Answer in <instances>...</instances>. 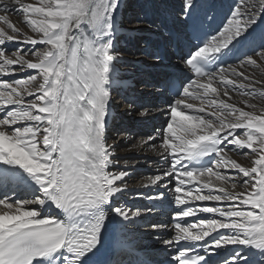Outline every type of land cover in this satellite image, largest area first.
<instances>
[{"label": "snow or ice", "instance_id": "obj_1", "mask_svg": "<svg viewBox=\"0 0 264 264\" xmlns=\"http://www.w3.org/2000/svg\"><path fill=\"white\" fill-rule=\"evenodd\" d=\"M122 29L150 31L142 51L182 73L160 85L163 104L121 105L165 117L139 139L113 131ZM257 72L264 0H0V264H122L110 233L163 205L170 219L150 224L161 264H264ZM129 145L152 161L142 206L124 200Z\"/></svg>", "mask_w": 264, "mask_h": 264}, {"label": "bare ground", "instance_id": "obj_2", "mask_svg": "<svg viewBox=\"0 0 264 264\" xmlns=\"http://www.w3.org/2000/svg\"><path fill=\"white\" fill-rule=\"evenodd\" d=\"M137 2L138 3L142 2V0H138ZM13 19L15 20L17 19V17H13ZM121 33H123L124 38L129 39L130 37V40L133 41L135 34L129 36L126 29H122ZM149 33L153 35L150 31ZM123 50H124L123 62L118 66L119 67V74H118L119 83L117 85L116 91L114 92V99L117 100V102L119 103L122 102L121 104L123 105L126 103L127 98H132L133 96H135L139 98L141 103H144L146 105L152 106V105L159 104L158 100L161 98V96L159 94V90L157 87H147L145 83L142 82V85L139 87V89L138 90L135 89V86L138 83L137 81L139 80V77L135 74V71H137L138 69L137 64L143 65L141 66L142 70H147L153 67L166 65L167 62L165 61L162 64L158 63L154 61L153 59H151L146 53H144L143 51H140L139 49L135 47L123 48ZM129 60H132L133 64L127 63L129 62ZM144 64H149V65H144ZM150 65H153V66H150ZM256 75L258 79L264 78L261 76L259 72H257ZM150 78L151 79L143 78V80L151 82L152 84L156 85L155 81L153 80V77L150 76ZM139 91H141V93ZM141 94H144L143 97L141 96ZM115 109L116 110H115L113 131H124L125 134L132 133L136 139H139L140 137H137L134 132H130L126 130L124 125H122L123 122L126 120H132V119H137V118L135 116L126 115L125 111L121 108V106L116 105ZM153 111L156 112L157 110L153 108ZM156 116H158V114ZM155 117L142 121L144 124L143 130H146V128L155 119ZM141 134H143V132H141ZM129 149H130L129 151H124V149L120 150L121 156H123L126 159L128 164H130L129 162L131 161L130 156H129V154L132 151L131 145H129ZM137 155L139 156V159H137L139 163L136 162L135 165L136 166L137 165L139 166L140 164L144 165L145 161L143 159V156L139 153H137ZM144 167L147 168L148 170H146L142 174L140 173L141 174L140 176H137L138 174L135 173L136 175H133L130 178L129 184H130L131 191L129 193H126L124 196V200L128 203L129 206H133V205L141 206V204L146 205L149 203L147 200L140 199V196H139L140 193L152 192V194H155L154 190L142 189L138 187L141 181L147 175L151 174L152 161L151 160L147 161ZM170 214H171V207L167 205L158 206L154 208L152 215L149 216L147 220H140L136 224L129 225L126 229L119 228V227L115 228L110 233L111 237L109 241L113 259L117 262L122 261V264H132L129 262L127 255L124 252H122V250H124L126 246L130 248H135V249L139 248V249L146 251L150 255H154L157 258L166 259L168 256V253L164 252L163 246L158 244L154 240L153 238L154 233H153V230L150 228V224L153 222H167Z\"/></svg>", "mask_w": 264, "mask_h": 264}, {"label": "rangeland", "instance_id": "obj_3", "mask_svg": "<svg viewBox=\"0 0 264 264\" xmlns=\"http://www.w3.org/2000/svg\"><path fill=\"white\" fill-rule=\"evenodd\" d=\"M138 0H130L129 2L132 4V5H136L138 2ZM137 9L135 7H133L132 9H130V11H136ZM148 33V34H147ZM152 35L149 33V31H144L140 34H135L134 38H133V41L130 40V37L129 39L127 38H124L123 37V33L120 34V37L118 39V44H117V47L123 49V48H137L139 49L140 51H142V49H144L147 44H142L141 43V40L146 38V37H151ZM122 40V41H121ZM124 40V41H123ZM129 42V43H128ZM137 43V44H136ZM155 43H153L154 45ZM149 47V46H148ZM141 48V49H140ZM127 63H131L133 64V61L132 60H129V62ZM144 65H149V64H144ZM141 66L143 65H138L137 64V71H135V74L139 77V80L137 81L138 83L136 84L135 86V89H139V87L142 85V82H144L143 78H147V79H151L150 76L148 75V71L150 69H147V70H142L141 69ZM150 66H153V65H150ZM139 70V71H138ZM141 93V91H139ZM144 94H141V96L143 97ZM122 102H117V100H115V106H121ZM115 119V118H114ZM165 118L163 116H156L155 119L149 124V126L146 128V130H143V127H144V124L141 120L139 119H132V120H126L123 122L122 125H124V127L126 128V130L130 131V132H134L136 134L137 137H140L141 135H143L144 133L146 132H149V131H152L154 128L156 127H159L160 124L163 122ZM134 121V122H133ZM139 121V122H138ZM141 122V123H140ZM154 122V123H153ZM140 123V124H139ZM127 124V125H126ZM135 125V126H134ZM113 129H114V121H113ZM141 132H143V134H141ZM123 149V148H122ZM130 156V164L132 165H135V163L137 162V159H139V156L137 155V153L131 151V153L129 154ZM135 168H136V171L133 173V175H136L138 174L137 176H140L142 173H144L146 170H148L147 168H145L144 166L141 167V164L138 166L135 165ZM136 173V174H135ZM141 173V174H140ZM144 205V204H141V206Z\"/></svg>", "mask_w": 264, "mask_h": 264}]
</instances>
